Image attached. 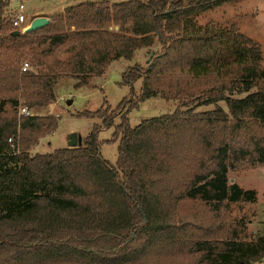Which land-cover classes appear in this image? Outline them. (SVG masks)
<instances>
[{"label":"trees","instance_id":"16d2710c","mask_svg":"<svg viewBox=\"0 0 264 264\" xmlns=\"http://www.w3.org/2000/svg\"><path fill=\"white\" fill-rule=\"evenodd\" d=\"M237 1H86L40 30L13 36L3 19L9 2L0 0V264L264 262V234L246 241L241 226L210 238L213 230L194 217L172 214L181 200L214 212L256 201L255 191L229 183L228 172L264 162L262 51L234 24L196 21ZM143 50L146 67L134 63L122 73V84L142 83L115 108L116 115L124 111L111 140L119 138L115 165L102 159L96 137L116 117L100 111L94 117L101 127L77 148L29 155L57 121L23 117L20 106L46 108L60 79L85 86L112 62L135 60ZM25 56L33 65L21 73ZM156 96L180 105L131 127L129 112ZM209 105L214 110L194 111Z\"/></svg>","mask_w":264,"mask_h":264},{"label":"rangeland","instance_id":"374dc122","mask_svg":"<svg viewBox=\"0 0 264 264\" xmlns=\"http://www.w3.org/2000/svg\"><path fill=\"white\" fill-rule=\"evenodd\" d=\"M2 1L9 2V5L12 4L11 1L13 2V0ZM58 1L23 0L24 13L27 17L33 15L32 19L38 16L51 19L55 16L54 14H37L36 16L34 14L46 9L51 12L61 9L63 12L69 6L86 1H106L111 4L129 0H64L60 7L57 4ZM17 4V1L13 3V5ZM7 12L6 8L3 12V19L6 23L9 22ZM196 21L201 26L213 23L227 27L234 24L240 33L259 45L262 51V67L264 68V0H243L224 4L198 15ZM113 29L117 30L118 28L114 26ZM0 37L4 38L2 33H0ZM27 49L28 47L25 50ZM155 49L159 51L160 47H155ZM3 51H5L4 45L0 46V53ZM149 59L147 52L143 50L137 54L135 63L145 68ZM20 63L33 65V61L26 56L21 59ZM132 66L133 64L128 60L112 62L104 75L92 78L85 86H77V81L73 79L62 78L55 87L56 99L53 103L44 109L26 107L34 115L52 116L57 121L54 132L41 139L39 142L42 144L36 150L31 151V147L28 151L29 155H42L41 153L67 148L68 137L72 133H76L78 141L82 143L94 126L101 127V120L94 117L100 111L107 116L115 115L116 117L114 125L102 128L96 137L102 159L115 165L118 158L119 138L115 141L111 140L115 126L120 123V117L124 114L123 111L116 115L115 108L123 98L132 99L133 97H130L132 92L138 95L142 83V80H137L132 86L122 84V73ZM179 105L180 102L166 101L161 96H156L141 102L138 109L129 112L127 119L129 125L135 127L143 120L172 114ZM218 105L227 112L224 103L219 102ZM214 108V105L199 106L195 107L194 111H212ZM84 116H90V118ZM261 131L264 132V130ZM228 180L230 184L235 183L243 190L255 191L256 201L254 203L224 204L218 212H214L210 206L199 201L181 200L172 208V214L176 218H187L188 220L194 217L196 219L194 222L203 230L206 228L213 230L211 231L214 233L213 236H208L210 238L221 237V232L224 230L240 229L238 227L244 226L245 229L240 238H245L246 241L256 240L264 234V162L239 163L228 172ZM258 264H264V262Z\"/></svg>","mask_w":264,"mask_h":264},{"label":"built area","instance_id":"2783aa9c","mask_svg":"<svg viewBox=\"0 0 264 264\" xmlns=\"http://www.w3.org/2000/svg\"><path fill=\"white\" fill-rule=\"evenodd\" d=\"M17 1V5H13ZM7 7L8 10V20L10 22L11 28L15 31L22 32L28 25L31 19H28L25 15V6L23 0H13ZM21 73H26L30 70V65L28 63L21 64L20 67ZM19 115L23 117L34 115L26 107H19ZM10 141V140H9Z\"/></svg>","mask_w":264,"mask_h":264},{"label":"water","instance_id":"95a60500","mask_svg":"<svg viewBox=\"0 0 264 264\" xmlns=\"http://www.w3.org/2000/svg\"><path fill=\"white\" fill-rule=\"evenodd\" d=\"M50 23V18L44 16H38L30 20L29 25L22 31L13 32V36L18 35H27L29 33L35 32L46 27ZM151 56V55H150ZM136 61L133 59L131 61L134 64ZM81 145V142L78 141V136L76 133H72L68 137L67 148H77Z\"/></svg>","mask_w":264,"mask_h":264},{"label":"crops","instance_id":"0c3cea01","mask_svg":"<svg viewBox=\"0 0 264 264\" xmlns=\"http://www.w3.org/2000/svg\"><path fill=\"white\" fill-rule=\"evenodd\" d=\"M64 0H59L58 2H57V4H58V6L60 7L61 6V4H63L64 2H63ZM25 6V5H24ZM58 7V8H59ZM55 12V13H54ZM54 12H51V11H47V9L46 10H41V11H39V12H37V13H35L34 14V16H36L37 14H40V15H42V14H54V15H56V14H60L61 12H62V10L61 9H58L57 11H54ZM33 16V15H32ZM31 16V17H32ZM31 17H27L28 19H32ZM44 109V108H43ZM138 125V124H137ZM136 126V125H135ZM42 143L41 142H39L37 145H35V146H33L32 148H31V151H33V150H36V148L38 147V146H40ZM48 153H52V152H48ZM42 155L43 154H47V153H41Z\"/></svg>","mask_w":264,"mask_h":264}]
</instances>
